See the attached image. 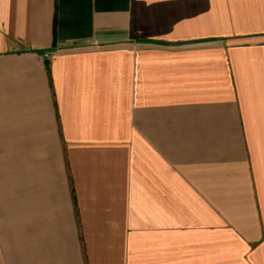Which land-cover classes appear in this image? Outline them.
<instances>
[{
	"label": "crops",
	"instance_id": "crops-1",
	"mask_svg": "<svg viewBox=\"0 0 264 264\" xmlns=\"http://www.w3.org/2000/svg\"><path fill=\"white\" fill-rule=\"evenodd\" d=\"M0 264H264V0H0Z\"/></svg>",
	"mask_w": 264,
	"mask_h": 264
}]
</instances>
